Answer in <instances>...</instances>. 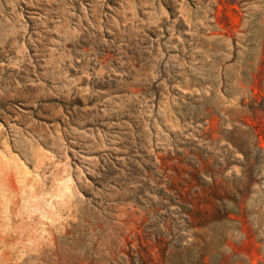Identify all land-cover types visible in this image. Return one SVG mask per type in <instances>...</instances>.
I'll return each instance as SVG.
<instances>
[{"label": "rangeland", "instance_id": "1", "mask_svg": "<svg viewBox=\"0 0 264 264\" xmlns=\"http://www.w3.org/2000/svg\"><path fill=\"white\" fill-rule=\"evenodd\" d=\"M254 134L264 0H0V264H264Z\"/></svg>", "mask_w": 264, "mask_h": 264}, {"label": "trees", "instance_id": "2", "mask_svg": "<svg viewBox=\"0 0 264 264\" xmlns=\"http://www.w3.org/2000/svg\"><path fill=\"white\" fill-rule=\"evenodd\" d=\"M252 148H254L255 150H257V152H259V151H261V152H264V147H262L261 146V144H260V141H259V138L256 136L255 137V134H254V143L252 144ZM192 155H194V154H192ZM243 155L245 156V154L243 153ZM254 158H256V156L254 157ZM245 160L247 161V162H249V163H251L250 162V159H248V157L247 156H245ZM196 163V162H195ZM196 167H195V172L196 173H200L201 175H203V176H208L209 178H214V176H216V172H210V174L208 175L207 174V172H205L204 170H203V167L205 166V167H207L208 168V165H209V162H205L204 163V165L202 166V165H200V164H197L196 163ZM239 166H243V165H239ZM214 175V176H213ZM213 181L216 183L217 181H216V179H213ZM252 182H255V180H253V179H251L250 181H248V185H250ZM258 183V182H257ZM215 195L216 196H221V192L219 191V190H216L215 192ZM239 204V203H238ZM240 207V206H239ZM244 208H242V210H243ZM231 213H235V214H238V213H240V212H232V211H230V212H227L225 215H224V217H222V218H224V219H226V220H233V217H232V215H231Z\"/></svg>", "mask_w": 264, "mask_h": 264}]
</instances>
